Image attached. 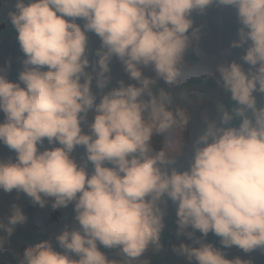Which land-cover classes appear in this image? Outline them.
Wrapping results in <instances>:
<instances>
[{"label":"clouds","instance_id":"9594fccd","mask_svg":"<svg viewBox=\"0 0 264 264\" xmlns=\"http://www.w3.org/2000/svg\"><path fill=\"white\" fill-rule=\"evenodd\" d=\"M213 4L236 10L241 27L230 46L248 45L241 59L249 67L216 66L218 86L235 106H221L218 123L206 121L186 169H169L176 160L165 149L153 153V136L187 130L190 117L170 110V95L160 89L154 96L151 86L177 81L197 39L198 30L189 35L191 14ZM14 8L8 20L25 59L18 83L0 74V144L16 154L0 161V191L22 192L41 208L49 200L52 209L73 204L79 225L55 236L62 252L41 241L23 250L20 264H133L161 247L166 200L177 206V235L198 245L173 248L188 264H252L225 258L221 249L233 246L264 253V105L254 95H264V0H14ZM77 19L85 21L83 30ZM86 32L101 41L92 65L96 87L109 84L113 56L139 86L117 81L97 103L93 75L85 71ZM149 66L156 79L143 75L141 67ZM234 117L239 125L227 126ZM45 140L59 146L40 151ZM78 146L93 166L90 175L71 155ZM26 220L13 205L7 223L0 221V249ZM209 233L221 248L202 242ZM98 244L118 249L122 262L109 260Z\"/></svg>","mask_w":264,"mask_h":264},{"label":"rangeland","instance_id":"374dc122","mask_svg":"<svg viewBox=\"0 0 264 264\" xmlns=\"http://www.w3.org/2000/svg\"><path fill=\"white\" fill-rule=\"evenodd\" d=\"M25 2H27V0H25ZM218 9L220 14H224L231 20L239 22L236 10L233 7L218 5ZM8 11L9 10L6 11L7 19ZM190 18L193 21V26L198 25V23H203L208 24L207 26L209 27L207 28L206 26V28H202L200 30V34L197 35V39L192 40L190 47L187 49V54L194 55L196 60L195 62H190L183 59L180 67V75L177 78V81L172 85L186 83L190 79H195L202 75H208L213 80L214 88L222 94L223 98L228 102L232 101L230 99V94L218 86V74L216 73L215 68L219 64L227 65L231 62H236L241 64L243 69L247 71L249 66L242 61L241 57L244 55L245 49L248 45L245 44L239 48L231 47V43L238 40V34L228 33L220 29L214 21H209L206 16V10L203 14L194 11ZM90 38L93 57L90 67L85 71L93 75L91 88H97L95 72L92 70V65H95V62L98 59L95 53L101 48V41L92 32H90ZM24 59L25 56L22 51L12 46L2 37L0 25V74L4 75L8 81L18 83V79L12 80L9 77V74L12 71H16L23 67L22 61ZM109 67L110 73L108 75L110 76V82L104 89L111 90L112 88L118 87L117 81H123L125 85L136 84L139 86L136 81L129 79L128 74L124 71L122 63L115 56L112 57ZM141 71L144 76L156 79L155 72L151 66L147 68L141 67ZM172 85H166L162 80L156 79V83L151 86V90L167 88ZM21 86L23 85L21 84ZM254 95L257 99V106L259 107L264 105V95L260 93H254ZM176 97L177 100L168 102L167 107L173 111L179 108L190 117L187 130L179 127L170 128L161 135H154L150 145L153 153L161 149H165L169 157L176 160L174 165L167 166L169 169L171 167H175L177 169L187 167V162L190 159L193 145L197 137L200 135L194 120L198 119L206 126V121H216L218 123L219 118L213 105L210 106L208 99L202 95L184 94ZM96 101L97 103L99 102L97 99ZM248 115H250V113ZM3 119V113H0V122H2ZM90 121L91 115H89L88 121L82 123L81 125L85 132L88 131L87 123H90ZM58 146V144L49 145L47 140H45L42 146L38 145V149L43 151L44 149ZM13 155H16L14 151L9 150L3 144H0V161L7 162ZM71 155L79 165L85 167L82 154L77 148L74 149ZM13 205L20 207L24 215L27 217L26 222L22 225H17L16 228L19 230H35L41 241L50 240L52 245L57 244L55 236L65 228L68 230L79 228L78 223L74 219L75 213L73 211V204H69L66 208L52 209L51 200H49L45 207L41 208L38 205L33 204L31 199L22 192L18 193L13 190L10 193H5L0 191V221L4 222L7 220V217L11 214ZM161 206L165 209L164 217L175 224V227L172 229L174 240L170 245V257L174 258L171 264L188 263L187 259L183 255H179L174 252L173 248L178 247L180 243L193 247H198V245L193 244L191 240H188L183 235H177V225L175 222L177 219L175 214L177 207L176 204L172 203L171 200H166V202ZM186 231H191V229H187ZM0 235L4 234L0 233ZM195 238H200L199 232L195 233ZM205 239L206 237L202 239V242L205 243ZM29 246V244L11 236L7 238L4 248L1 250L12 254V256L20 264L23 250ZM62 251L63 250H59L58 252ZM228 251L229 255L226 257L227 259H233L238 256L241 259L250 260L252 264H264V253L260 250L245 254L240 249L233 246L228 248ZM104 254L109 260H117L121 262L123 260V257L119 254L118 249H111ZM154 254L155 248L150 247L144 256L141 257L140 260L134 261L133 264H142V261L144 260H147L148 264H151L149 258L153 257ZM69 255H71L73 259H78V257L73 254ZM193 264H195L194 261Z\"/></svg>","mask_w":264,"mask_h":264},{"label":"trees","instance_id":"16d2710c","mask_svg":"<svg viewBox=\"0 0 264 264\" xmlns=\"http://www.w3.org/2000/svg\"><path fill=\"white\" fill-rule=\"evenodd\" d=\"M0 7H1V9H0V25H1L2 37L6 41H8L12 46H14L17 49H20L19 44L16 40V33H15L14 29L12 28V26H11L9 20L7 19V16H6L7 8L5 5H0ZM206 16H207V19L209 21H211V20L214 21L220 29H222L228 33L238 34V30L241 27L240 23L231 20L230 18H228L224 14H220V11L218 9V5H216V4L210 5L206 9ZM75 22L81 26L83 20L77 19ZM207 25L208 24H203V23H198V25H194L193 28L189 30V35L191 36V33L193 30H198L197 35L200 34V30L202 28H206ZM208 27L209 26H207V28ZM183 59H186L187 61H190V62H195L196 57L192 54L188 55L187 50H186ZM22 70H23V67L19 68L16 71H12L9 74V77L12 80L18 79V74ZM187 83H205V84H208V85L214 87L213 80L208 75H202L198 78L190 79L187 81ZM195 95H202V96L206 97L208 99L210 106H212L211 101L209 100V98L205 94L198 93ZM174 100H177L176 96L170 97L169 102L174 101ZM234 106H235V102L226 101L227 109L230 110ZM218 121H219V118H218ZM194 122H195V125L201 134L204 131V129L206 128L205 124H203L198 119H195ZM231 123L233 124L234 127H237L240 123V118L234 117V119L231 121ZM76 148L81 152L82 157L84 159V163H85V170L90 175L93 171V166L90 162H88L86 160L84 147L78 146ZM15 156L16 155H13L10 160L14 161ZM105 166H111V165L105 164ZM184 169H186V167L183 169H177V170H184ZM163 222H164V229L160 235L161 247L159 248V250L155 249V254L153 255V257L149 258V261L151 262V264H171L174 260L173 257L172 258L170 257V245H171L172 241L174 240V235L172 233V229L175 227V224L173 222L169 221L165 217H164ZM4 223H7V220L4 221ZM12 236L16 239H19L20 241H22L24 243L29 244L30 246L35 244V243L41 242V239L38 236L37 232L35 230H31V229L30 230H19L15 226V229H14ZM205 243H211V244H213V246H215L217 248H221V245L219 244V238L214 236L212 233L208 234V236L205 239ZM52 246H53L54 250H56V251L62 250L58 247V244L52 245ZM97 247L102 253H105V252H108L111 250V249H106L99 244L97 245ZM221 250L225 253V258H226L229 255L228 249H221ZM0 264H19V263L12 256V254H10L9 252H3L0 249ZM182 264H188V263H182Z\"/></svg>","mask_w":264,"mask_h":264},{"label":"water","instance_id":"95a60500","mask_svg":"<svg viewBox=\"0 0 264 264\" xmlns=\"http://www.w3.org/2000/svg\"><path fill=\"white\" fill-rule=\"evenodd\" d=\"M5 6L7 10L9 11H15L14 8V0H5ZM85 21L82 22L81 28L83 30V25ZM87 37V46H86V56L89 59L90 63L92 61L93 52H92V45H91V38H90V32H86ZM164 89L170 97L180 96L184 94H196V93H202L205 94L211 101L214 110L218 117L220 116V110L221 106L224 109H227L226 107V100L223 98L222 94L214 87L205 84V83H180L176 84ZM160 89L152 90L154 96H158ZM92 93L96 96V99L99 100L104 94H106L108 89H97V88H91ZM144 100L149 99V97L145 94L141 97ZM234 127L233 124L230 122L229 125Z\"/></svg>","mask_w":264,"mask_h":264}]
</instances>
